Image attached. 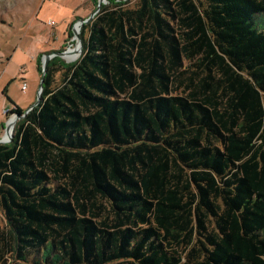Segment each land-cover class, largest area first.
<instances>
[{"label": "trees", "instance_id": "16d2710c", "mask_svg": "<svg viewBox=\"0 0 264 264\" xmlns=\"http://www.w3.org/2000/svg\"><path fill=\"white\" fill-rule=\"evenodd\" d=\"M261 14L103 4L0 143V264H264Z\"/></svg>", "mask_w": 264, "mask_h": 264}, {"label": "rangeland", "instance_id": "374dc122", "mask_svg": "<svg viewBox=\"0 0 264 264\" xmlns=\"http://www.w3.org/2000/svg\"><path fill=\"white\" fill-rule=\"evenodd\" d=\"M97 5L98 0H0V138L6 135L3 126L13 116L10 112L6 114L5 110L14 107L6 99L4 88L7 87L8 97L24 111L36 103L44 56L50 54L49 62L57 65L68 66L76 62L82 55L83 47L80 52L73 53L76 55L72 60H69V55L61 57L53 54L75 49L80 39L73 28L79 25L80 35L82 26L87 23L80 21L96 12ZM263 17L261 14L257 19L263 20ZM39 62L41 71L38 70ZM24 84L26 90L22 89ZM14 133L15 125L13 136ZM6 224L0 210V228Z\"/></svg>", "mask_w": 264, "mask_h": 264}, {"label": "water", "instance_id": "95a60500", "mask_svg": "<svg viewBox=\"0 0 264 264\" xmlns=\"http://www.w3.org/2000/svg\"><path fill=\"white\" fill-rule=\"evenodd\" d=\"M103 2H105V0H98V5H97L96 12H93L91 16H89L87 19L81 20L80 22L81 23H83L85 21L86 22H89L93 18V16L97 12L100 11ZM77 26H79V25L74 26L73 29H74L75 35L80 39V42H81V50H82V47H83L82 41L83 40H82V38L79 35V30L77 29ZM67 52H68V49L67 50H63V51L56 52L53 55H58V56L63 57L64 54L65 55L67 54ZM44 57L45 58L43 60L42 77H41V83H39V91H38L37 101L32 106H30V108L27 111H29L34 105L36 106L40 102V97H41L42 92H43V85L45 83V75H46V71H47L48 64H49L50 54H47ZM27 111L24 114H22V115L20 113H18V112H13V115H15L17 119H20L21 120L25 116V114L27 113ZM10 126H11V121L9 120L7 122V124L4 125L6 133H9L10 132ZM12 138H13V133H10V139L8 141L10 142ZM8 141H5L4 138H0V143H6Z\"/></svg>", "mask_w": 264, "mask_h": 264}, {"label": "bare ground", "instance_id": "6f19581e", "mask_svg": "<svg viewBox=\"0 0 264 264\" xmlns=\"http://www.w3.org/2000/svg\"><path fill=\"white\" fill-rule=\"evenodd\" d=\"M78 51L79 52L81 51V42H80V40L76 43L75 49L73 51L72 50L71 51H68L67 54L66 55L64 54L63 57H66L67 55H69V60H72V59L75 58V55H76V53L75 54H73V53L74 52H78ZM70 54H72V55H70ZM10 121H11L10 132L9 133H5L6 135H4V137H3L5 141H7L8 139H10V133H13L14 125H16V122L18 121V119L16 118L15 115H13L10 118Z\"/></svg>", "mask_w": 264, "mask_h": 264}, {"label": "built area", "instance_id": "2783aa9c", "mask_svg": "<svg viewBox=\"0 0 264 264\" xmlns=\"http://www.w3.org/2000/svg\"><path fill=\"white\" fill-rule=\"evenodd\" d=\"M22 89L23 90H26V84H24L23 86H22ZM30 111V110H29ZM28 112V111H27ZM5 113L7 114V113H9V110H5Z\"/></svg>", "mask_w": 264, "mask_h": 264}, {"label": "crops", "instance_id": "0c3cea01", "mask_svg": "<svg viewBox=\"0 0 264 264\" xmlns=\"http://www.w3.org/2000/svg\"><path fill=\"white\" fill-rule=\"evenodd\" d=\"M38 89H39V87H38ZM38 91H39V90H37V93H38ZM2 124H4V123H2ZM3 127H4V126H3Z\"/></svg>", "mask_w": 264, "mask_h": 264}]
</instances>
